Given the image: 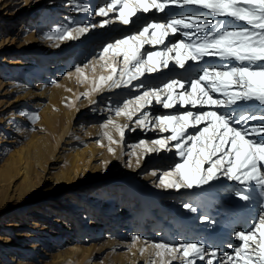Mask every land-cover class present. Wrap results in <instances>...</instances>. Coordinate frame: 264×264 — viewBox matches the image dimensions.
Masks as SVG:
<instances>
[{
    "label": "snow or ice",
    "instance_id": "snow-or-ice-1",
    "mask_svg": "<svg viewBox=\"0 0 264 264\" xmlns=\"http://www.w3.org/2000/svg\"><path fill=\"white\" fill-rule=\"evenodd\" d=\"M70 3L74 10L93 19H105L76 26L70 21L57 32L56 39L61 41L79 40L91 30L115 22L129 26L141 14L153 10L165 13L170 6L196 7L238 25L230 26L225 19L217 21L203 13L151 20L137 31L103 45L96 63L109 74L94 78L91 91L107 88L137 93L123 99L122 105L111 107L115 116L126 117L134 126L117 124L111 117L101 125L104 129L111 126L119 135L115 140L109 131L103 133L110 145L122 144L126 130L168 134L131 145L137 165L146 154L168 152L178 157L167 169L151 172L157 177V187L195 195L193 190L202 193L223 179L240 185L235 196L245 204L253 201L254 193L260 198V212L251 225L234 232L240 243L228 245L232 252H221L203 241H145L154 250L153 258L145 264H264V0H108L95 9L78 0ZM110 13L114 17L107 18ZM177 34L186 39L172 40ZM146 45L163 47L149 50ZM205 58L228 63L204 66L190 80L169 78L159 85L145 83L152 74H163L172 66L186 69L189 62L199 66ZM89 67L90 63L75 67L81 82L88 80L85 69ZM91 70L95 72L96 64H91ZM156 105L169 110V114H155L152 109ZM253 105L259 113L251 110ZM177 108L183 111H173ZM207 108L216 110H203ZM23 114L33 122L39 119L35 113ZM108 151L115 154L112 147ZM183 207L191 213L201 211L191 202ZM199 218L216 224L207 214ZM132 239L135 242L140 237ZM147 250L142 248L141 254Z\"/></svg>",
    "mask_w": 264,
    "mask_h": 264
},
{
    "label": "bare ground",
    "instance_id": "bare-ground-1",
    "mask_svg": "<svg viewBox=\"0 0 264 264\" xmlns=\"http://www.w3.org/2000/svg\"><path fill=\"white\" fill-rule=\"evenodd\" d=\"M68 1L69 3H67ZM79 1L81 3H89L91 8L102 6L104 3L108 2V0ZM46 7V9L43 7V9H45L43 11L41 9L40 11L31 14L32 17L35 16V23L38 27L35 33L36 37H22V42L24 41L26 43L24 47L28 46L29 43L27 44V42L29 41L33 45L35 42H37L38 44L40 43V49L35 50L34 48H25V50H28L31 54L29 56V61L33 63V68L29 70L33 78V80L31 81V86L32 88H34V94L37 96H41L42 98H52L57 94L64 93L68 94L70 99H72L75 96L73 79L68 76L65 77L59 87H56V80L58 78H63V69L68 67V65L73 62V59L75 61L84 59L82 56L83 53L86 52L85 47L89 43L87 41L96 37L97 33L91 30L84 37H81L79 40L75 41H61L59 39H56L58 30H61L63 28L54 26L55 23L66 26L69 25V22L71 21V26H76V24L82 25L83 23L87 22L90 16L87 13L72 10L70 0H59L55 9L51 6ZM170 8L172 9V6ZM64 12L68 14L79 13V16L75 20H71V18L67 17ZM152 13H154V17L156 18H154V20H157V18L161 21L164 20V13H157L154 10L152 11ZM183 13H187L188 15L193 13H203L210 19H214L217 21L225 19L226 22L230 24V26H238L237 24L228 21L226 18L210 16V14L204 12V10L197 9L196 7L189 6V8H187V11ZM114 15V13L109 14V16L112 17H114ZM161 16L162 18L160 19L159 17ZM144 18V14H141L139 18L136 19L135 22L130 26L136 27L135 25L139 24V21H142ZM87 23H95V21L93 18H91ZM115 23L119 24V22ZM97 29L98 28H96L95 30ZM49 35L52 36L51 39L47 38ZM58 44H60L59 47L57 46ZM22 46L20 47V49L22 48ZM75 47L79 48H77L73 57L67 60L64 59V61L61 62V65L60 62L56 61L57 55L67 53L69 50L74 49ZM91 47L93 48V46ZM145 47L148 48L151 46L146 45ZM162 47L163 46H157V48L153 50H161ZM202 63H208L207 65L220 66L228 62L221 61L219 59L205 58V61ZM27 66V64H19V62L10 59L5 62L2 72L9 74V78L14 82V80H19L20 75L24 74L23 71L28 72V70L25 69ZM188 66L189 65H187L186 69H180L176 66H172L171 70L173 71V73L178 74L180 76L179 78L188 80L189 76L194 77L197 74V70L190 71ZM108 74L109 73L107 71V75ZM163 74H155L154 76H150L145 80V83L147 84L154 82L158 84L159 80L156 81L155 79L156 77H159L158 79H162L164 77ZM100 75L101 73L99 71V68H96L94 73L92 72V74H89L87 83L90 91L93 87L92 80L94 78H98ZM40 79H42L43 81ZM38 90L42 91L39 93ZM125 93L126 90L123 89L109 90L107 88H104L103 91L99 92L91 91L90 96L93 102H99L101 98L104 99L103 97H107L109 98V100L120 101L123 97L127 96V94ZM158 107V105L155 106L152 111L155 114L160 115L161 112L160 110H157L159 109ZM95 108L100 110L99 117L101 115H106L104 114L105 110H107V112L112 111L110 106L106 109L98 106ZM251 110L253 112L259 113V109L255 105H253ZM220 111L228 112L230 111V109H221ZM94 121H96V119H94ZM72 122L73 120L70 118L67 121V124H62V122L58 119V113L54 111H51L49 115L46 116L47 125L49 126V128L53 129L55 133L58 134L57 144L55 145V147H46V145H37L35 142V147L27 153L25 150L18 151V157L16 161H18L19 170L17 169V172L18 176L22 178V181H28L30 178V170L28 165L29 157H31V159L38 156L43 157L44 161H46L43 165L45 169H56V151L60 143L65 142V137L70 135V124ZM3 123L4 124L0 125L1 130H6L9 133L13 134V136H10L9 138L15 139L16 135H20L19 133L21 129L19 128L17 121L6 119ZM253 123H255V121H253ZM81 127L82 126L80 123V127H78L77 129H81ZM145 134L148 136L156 135L153 132L149 131L145 132ZM93 135H97L96 132H94ZM5 141L6 140H3L0 143H4ZM97 144H100V142L97 141ZM97 144H92L91 149L86 147H78L70 151V165L66 168L65 171H63V173L60 174V176L57 177V191L61 193V191L75 188L79 184V179L81 177L86 181H92V171L95 172L96 166L90 164V161L99 160L105 155L103 150L106 149L105 146H101L102 144L99 147L97 146ZM3 151L4 148L0 147V157L3 154ZM162 154L163 152L160 155L153 153L150 154L148 158H150L151 161L155 162L159 156H162ZM168 163L169 162L165 161L162 164L167 165ZM154 170L158 172V169ZM150 179H152V182L149 183L147 187H149V190H154V192H148L146 190V186H142L140 183H136L138 185H135V188L140 195L137 199V203L129 204L130 201L126 200L130 196L123 198L116 197L115 200L106 202L102 207L104 209L103 211H95L98 212V217H100L98 224H96L97 222L95 219H92L89 222H87L86 220L85 222H80L81 219L76 216V211L74 212V210H72L73 213L68 212V216L60 215L59 213L61 211H57V209H59L58 206L61 205L60 202L66 200V198L63 199V197H57L53 199V203H50L48 202V197L49 195H54L53 193L46 192L44 190H37V192H35L34 189H36L41 184V182L37 184L28 182L27 185L29 188V192L33 193L26 196L24 195L22 197V199L24 200L22 206L14 208L15 214H19L20 210L22 211V209L31 206L33 203L47 201L49 207L47 206L45 208H42V210H38L37 212L33 211L29 213L30 215L35 216V219L32 223L36 228L42 226L48 228L51 227L50 225L56 227L48 231V234L45 237L46 239L56 236L57 231H60V228H58L60 227V225L62 229L66 231V236L62 237L61 242L52 244V247H50L49 249H43L40 252V259L37 261V263H34L28 258L24 257V251H28V248L30 247L26 243L27 239L25 238H32L33 235L31 236L30 234L28 236L23 233L13 232L20 227L15 223L9 224L10 226L8 230L10 231V234H2V231L6 233V227H8L3 224V221L7 220V215L9 212V209L5 207V209L0 210V257L4 255L5 252L12 250L13 244L17 243V241H21V243L24 242L21 249V251L23 252L12 253L8 255V257L6 258L8 264H46L48 258L53 261L52 264H64L66 262H70L71 260L76 261L79 259V257H82V260L79 259L81 263V261H85L87 258H91L93 255H95L93 252L94 250L98 249L97 247L99 245V243H96V241L98 239H101L102 231L105 229H107L108 233L111 234L106 235V240L100 243V250L111 249L113 251H118L125 247L129 248V251H118L115 264H145L146 261H149L152 258V253L154 250L149 245L145 244V241H203L209 246L219 247L221 252L230 253L232 252V249L229 248L228 245H236L240 243L235 238L234 232L249 227L252 221L260 212V198L254 193L253 201L245 204L244 201L239 200V198L235 196V191L240 189V185L234 182H228L222 179L212 187H206L202 193H200L199 190H193L196 193L195 195H193L192 192H186L185 190L177 192L175 190H166L157 187V177L151 175ZM129 184H132V187L134 185L130 182ZM15 188L16 186L15 184H13V190H15ZM163 196L168 197L165 198L166 201L161 200ZM184 199L186 200V202H191L199 205L201 211H199L198 213H191L187 209H182L185 202L182 203L179 201H182ZM133 200L136 199L134 198ZM147 202L148 205H145L144 208V204H147ZM122 204L124 205L122 206ZM169 206L171 207L168 210ZM66 208H70V206ZM202 214H207L212 217L216 221V224L210 225L206 222H202L199 218ZM80 216H84L85 218V215ZM166 219H168V221H166ZM76 225L81 226L77 227ZM71 226H74L73 230L77 234H75V237H81V239H84V241L88 239L91 244L82 245L77 243L76 248L71 249L69 247V245L71 244V240L67 239V237L70 236L69 231L71 230ZM120 226L123 228V230L118 232L117 229ZM130 231L131 235L139 236L140 239L135 242L132 239V242L128 243L126 241L122 242L114 238L113 233H119L121 237H125L127 235L128 238V234ZM151 234H153L154 236H152ZM145 247H147L148 250L141 254V249ZM221 258L223 259V257ZM200 263L201 262H198V264Z\"/></svg>",
    "mask_w": 264,
    "mask_h": 264
},
{
    "label": "rangeland",
    "instance_id": "rangeland-1",
    "mask_svg": "<svg viewBox=\"0 0 264 264\" xmlns=\"http://www.w3.org/2000/svg\"><path fill=\"white\" fill-rule=\"evenodd\" d=\"M58 2L59 0H0V125L4 124L3 122L7 119L17 121V124L21 129L19 133L20 135H16V138L12 139L9 137H12L13 134L6 130L2 131L0 128V138H2L0 139V142L6 140L4 143H0V147L4 148L3 154L0 157V210L5 209V207L9 209L7 220L3 221V224L8 227H6V233L2 231V234H10V231L8 230L10 226L9 224L15 223L20 227L13 232L23 233L28 236L30 234L31 236L33 235L32 238H25L27 239L26 243L30 247L28 248V251H24V257L28 258L34 263H37V261L40 259V252L43 249L47 250L52 247V244L61 242L62 237L66 236V231L63 230L60 225V227H58L60 228V231H57V235L46 239L45 237L47 236L48 231L56 227L50 225L51 227L48 228L44 226L36 228L32 223L35 219V216L30 215V212H37L38 210H42V208L47 206L49 207L47 204L48 202L53 203L54 198L63 197V199L66 198V200L60 202L61 205L58 206L59 209L55 208L57 211H61L59 213L60 215L66 216L68 212L71 213L72 210H74V212L76 211V216L81 219L80 222H85V220L89 222L90 220L95 219L97 222L96 224H98L100 217H98V212L95 211H103L104 209L102 207L106 202L113 201L116 199V197L123 198L130 196L126 201L129 200V204L137 203V199L140 195L135 188V185H138L136 183H140L142 186L147 187V185L152 182V179L150 178L151 172L154 169H158L159 173L160 171L167 169L171 164L178 160V157L172 153L163 152L162 156H159L155 162L148 158L150 154H146L145 157L141 159L140 164H136V156L131 155L133 151L131 145L138 143L142 139L150 141L152 139L158 138L161 134L158 131H149L156 135L148 136L145 134L147 131L140 130L139 128H137V130L134 132L126 130V138L122 144L110 145L109 141L103 136V133L106 130L109 131L115 140H119V135L111 126L108 128L109 130L101 127L102 124L107 122L109 117L114 119L116 123L120 125L129 124L130 127L134 125L131 124L124 116H115L113 111L107 112V110H105L104 114L106 115H101L99 117L100 110L96 109L95 107L98 106L106 109L109 106H119L122 105L123 99H130L137 93L130 92L128 89H123L126 90L125 94H127V96L123 97L120 101L109 100V98L103 97L104 99L101 98L99 102H93V100H91V91L88 88L87 81L81 82V79L75 74V67L77 65L83 66L85 63H90V67L85 69V74L87 76L92 74L91 64H96L98 60L97 53L100 52L103 45L112 42L115 39L129 35L132 32L137 31L143 24L154 20L155 15L152 12L144 14L145 18L142 21H139V24L135 25L136 27H131L130 25L125 26L121 25L120 23H113L111 25L105 26L104 28H98L97 30L93 29V32H96L97 35L93 39L87 41L89 43L86 45V52H84L82 56L84 59H80L79 61H75L73 59V62L69 64L68 67L63 69V75L61 74L63 78H58L56 80V87H59L65 77H71L74 81V98L70 99L69 95L64 93L57 94L52 98H42L41 96L34 94V88L31 86V81L33 78L29 72V70L33 68V63L29 61V56L31 54L28 50H25V48H34L35 50L40 49V43L38 44L35 42L33 45L29 41L27 42V44L29 43L28 46L24 47L26 43L24 41L22 42V37H36L35 33L38 27L35 23V16L32 17L31 14L36 13L41 9L42 11L45 10L47 8L46 6H51L55 9ZM78 2L80 1L78 0ZM67 3H69V1ZM43 7L45 9H43ZM187 8H189V6L184 8L172 6V9L169 8V10L164 13V20L162 21H165L169 18H178V16L179 18L187 16V13H183L187 11ZM71 9L74 10V7L72 6ZM64 13L67 17L71 18V20H75L79 16V13ZM111 17L112 16H109L107 18ZM159 18L161 19L162 16ZM90 19L91 17L88 18L87 22ZM102 19L105 18L95 17L94 21L95 23H99ZM157 20L161 21L158 18ZM54 26L63 28L65 25L55 23ZM180 39L185 38L179 34L172 36V40L174 41ZM21 46L22 48L20 49ZM57 46L59 47L60 44ZM91 46H93V48ZM77 48L79 47H75L74 49L69 50L67 53L57 55L56 61L60 62L61 65V62H63L64 59L67 60L75 55ZM148 49L153 50L151 47H148ZM10 59L19 62V64L28 65L25 68L28 70V72L23 71L24 74L20 75L19 80H14V82L9 78V74L2 72L5 62ZM207 64L208 63H202L200 66H195L189 62L188 68L190 71L197 70L198 73L199 69L207 66ZM97 65L99 64H96V68H99L101 75L106 76L107 70ZM70 72L73 73L72 76L68 75ZM154 75L155 74H152L151 76ZM163 75L164 77L162 79H158L159 77H156L155 80H159L158 84L154 82L147 84L159 85L169 78L180 77L178 74L173 73L171 68L170 70H164ZM191 78L193 77L189 76L188 80ZM41 91L42 90H38L39 93ZM84 93H89V95L84 96ZM158 106L159 109L157 110H160L161 114H169V110L163 109L160 105ZM190 110L196 111V109ZM203 110L216 109L207 108ZM51 111L58 113V119L62 122V124H67V121L70 118L73 120V122L70 124V135L65 137V142L60 143L56 151L57 161H55V165H57V167L56 169H45L43 165L46 161H44L43 157L38 156L32 159L29 157L28 165L30 170V178L28 181H22V178L18 176L17 172V169L19 170V164L18 161H16L18 157V151L25 150L27 153L35 147V142L37 145H46V147H55L57 144L58 134L55 133L53 129L49 128L46 123V116H48ZM173 111H183V109L177 108ZM23 113H35L39 116V119L33 122ZM94 119H96V121H94ZM80 123L82 127L81 129H77L80 127ZM94 132H96L97 135H93ZM161 135L168 134L165 133ZM97 141H99L100 144H97ZM92 144H97L98 147L102 144V147L105 146L106 148L103 150L105 154L103 157L96 161H90V164L96 166L95 172L92 171V181H86L81 177L79 179V184L75 188L61 191V193L57 191V177L60 176V174L63 173V171H65L70 165V151L78 147H86L91 149ZM109 147L115 149V154H112L108 151ZM136 151L139 154L140 150L137 149ZM129 161H131V166H129ZM165 161L169 163L167 165H163L162 163ZM28 182L32 184L41 182V184L36 189H34V191L37 192V190H44L46 192H51L54 195H49L48 202L40 201L33 203L31 206L22 209V211L20 210L19 214L16 215L14 208L22 206L24 201L22 197L24 195L26 196L33 193L29 192L27 185ZM129 182L134 184L133 187L132 184H129ZM13 184L16 186L15 190H13ZM146 190L148 192H154V190H149V187H147ZM134 198L136 200H133ZM165 198L168 197L163 196L161 200L166 201ZM179 202L186 203V200L184 199ZM123 205L124 204H122V206ZM145 205H148V202L147 204H144V208ZM65 206H70V208H66ZM170 207L171 206L168 207V210ZM182 209L185 208L182 207ZM80 215H85V218L84 216L81 217ZM166 221H168V219H166ZM76 226L78 227L81 225ZM73 228L74 226H71V230L69 231L70 236L67 237L68 240H71V244L69 245L71 249L76 248L77 243L82 245L91 244L88 239L84 241V239H81V237H75L76 233ZM117 230L120 232L123 230V228L120 226ZM130 233L131 231L128 234V238L127 235L125 237H121L119 233L113 234L116 240L130 243L132 242L133 236ZM108 234L111 233H108L107 229L102 231L101 239L96 241V243H99V245L97 247L98 249L94 250L93 252L95 254L93 255L94 257L92 256L91 258H87L85 261H81V263L79 259L82 260V257H79V259L76 261L71 260L70 262H66L64 264H115L118 251H129V248L125 247L120 250L117 249L118 251H113L111 249L100 250V243L106 240V235ZM151 235L154 236L153 234ZM176 242L177 241H174L173 243ZM23 243L24 242L21 243V241H17V243L13 244V249L5 252V254L0 257V264H8L6 259L8 255L12 253L23 252L21 251ZM52 263L53 261L48 258L46 264Z\"/></svg>",
    "mask_w": 264,
    "mask_h": 264
}]
</instances>
